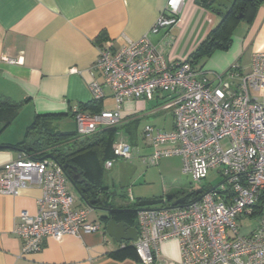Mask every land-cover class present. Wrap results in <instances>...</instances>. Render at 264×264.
<instances>
[{"label":"built area","instance_id":"built-area-1","mask_svg":"<svg viewBox=\"0 0 264 264\" xmlns=\"http://www.w3.org/2000/svg\"><path fill=\"white\" fill-rule=\"evenodd\" d=\"M186 1L168 0L140 39L127 38L119 48L99 46L89 89L93 100L112 96L116 108L92 114L75 107L76 131L85 137L100 124L116 126L126 100L165 95L162 108L173 109L174 128L146 125L145 137L159 147L142 160L150 165L179 156L183 173L200 183L194 189L202 190L182 206L165 202L137 210L139 235L133 246L140 262L155 264L160 243L174 238L181 264H264V215L248 234L241 233L239 224L251 216L264 193V100L255 95L264 91V51L252 54L247 69L237 61L212 78L191 60H168L164 45L172 43L169 34L180 22ZM160 34L163 44L151 38ZM112 148L114 157L134 156V146L126 140H116ZM44 152L23 151L0 168V193L17 195L27 186L42 190L37 212L22 211L14 228L22 254L40 251L46 237H81L101 228L88 220L91 207L75 206L62 165ZM112 165L113 160L106 161V167ZM210 170L223 178L215 186L203 185ZM129 196L133 200L131 191Z\"/></svg>","mask_w":264,"mask_h":264},{"label":"crops","instance_id":"crops-1","mask_svg":"<svg viewBox=\"0 0 264 264\" xmlns=\"http://www.w3.org/2000/svg\"><path fill=\"white\" fill-rule=\"evenodd\" d=\"M167 1L0 0V101H7L0 108V120H5L0 127V168L23 153L21 149L13 146L25 140L27 127L37 114L71 113L80 103L92 101L89 82L94 77L90 69L99 56V46L119 48L127 38L140 39L149 32ZM203 1H186L180 22L169 34L172 43L164 45L168 60L170 56L176 57V60L186 59L190 55L187 53L196 49L220 21V14L204 5ZM231 1L215 0L214 5L225 9L224 5H229ZM241 22L245 24V36L232 35L231 45L225 50L215 51L206 65L196 66L194 63V67L202 70L204 76L209 78L213 73L228 69L236 60L240 61L247 51L252 54L264 51V1L249 20ZM188 30L189 39L186 36ZM151 38L154 42L163 44L161 34ZM179 41L184 43L181 46L188 47L185 52H175L174 47L179 46ZM164 96L157 94L151 100H126L121 111L122 131L118 132L120 138L133 141V146H138L134 139L141 121L158 111H171L169 123L164 116V123L168 125L162 128L154 124L146 125L162 130L173 129V109L162 108ZM102 105L105 110L116 108L112 96L104 98ZM24 110L30 116L27 123L19 127L16 133H7L17 113ZM50 123L52 127L58 125L56 130L76 132L75 119L71 114L51 119ZM105 127L109 126H101L98 130ZM146 145L151 149L146 156L159 147L151 140ZM145 155L141 156L142 162ZM116 158L112 155L102 161L101 165L99 157H95L88 161L86 169L91 180L101 179L102 187L106 188L101 194L110 195L115 207H127L131 204L115 202L121 193L110 190L103 183L102 171L106 167V161L113 160V165L106 167L110 170L119 160ZM177 158L176 169L185 175L182 161L179 156ZM168 162H163L162 165L168 167L171 164ZM144 181L149 183L146 179ZM130 191L133 200L130 199ZM125 193V197L133 204L142 199L162 198L175 192L163 184L159 189L140 186L137 192L129 187ZM41 194L42 190L38 186L24 187L17 195L0 193V264H142L133 248L130 249L134 241L118 242L110 236L105 230L106 222L103 220V216L108 213L96 211L95 208H92L88 220L99 223L100 231L83 233L81 237L67 235L61 240L46 237L40 251L22 254V240L14 233V228L20 221L22 211L31 214L37 212V201ZM74 199L75 206L81 207L75 197ZM110 217L125 221L131 226L137 225V222L131 223L128 217L116 213L110 214ZM256 225V221L251 223L245 234L252 232ZM180 261L178 240L172 238L162 241L155 264H181Z\"/></svg>","mask_w":264,"mask_h":264},{"label":"trees","instance_id":"trees-1","mask_svg":"<svg viewBox=\"0 0 264 264\" xmlns=\"http://www.w3.org/2000/svg\"><path fill=\"white\" fill-rule=\"evenodd\" d=\"M210 1L212 3L210 4ZM264 0H232L229 5H224L225 9L221 8L220 5L215 6V0H204L203 4L208 8L216 11L220 14V21L218 24L208 33V35L200 42L197 48L190 53L186 58L191 60L193 63L198 62L204 56H210L217 50H225L232 43V29L235 28L239 22L249 20L258 10L259 6ZM7 101H0V108L4 107ZM79 110L87 111L92 114L99 113L103 109L102 100H92L87 103H80L78 105ZM73 117L75 112L71 111ZM65 114L56 115H41L37 114L33 122L27 127L26 138L21 143L13 146L16 149L32 155L39 151H45L42 155L52 154L56 161L61 164L76 165L81 169L83 175L87 178V183L79 184V188L83 190V195L86 198H95L106 190L101 185V179L91 180L88 169L89 160L99 157L100 162L105 161L108 157L114 155L112 145L115 142L118 132L121 130L119 126L105 127L98 130L96 133L79 137L76 132H63L56 130L52 127L50 120L56 117L64 116ZM42 129V136L38 142L32 147L30 145V139L36 134L37 130ZM133 142V141H132ZM130 141V143L132 144ZM133 146V144H132ZM102 172H100L101 176ZM202 189H194L191 186L190 190L184 191L179 195H186L191 197L196 195V192ZM188 194H191L189 196ZM178 195V194H177ZM137 202L131 203V205L125 207H118L116 214L126 216L129 218L131 223L137 222ZM264 213V193L261 198L254 206L251 217L263 216ZM116 219V218H114ZM136 253L133 247L130 249ZM138 257V255H137Z\"/></svg>","mask_w":264,"mask_h":264},{"label":"rangeland","instance_id":"rangeland-1","mask_svg":"<svg viewBox=\"0 0 264 264\" xmlns=\"http://www.w3.org/2000/svg\"><path fill=\"white\" fill-rule=\"evenodd\" d=\"M244 25H245L244 22H239V24L235 28L232 29L233 30L232 35L233 36H245L246 31H245ZM188 32L189 30L187 31L186 36H188ZM187 38L189 39V36ZM182 44L184 45V43L179 41V46L174 47L175 52L177 53L185 52L184 50H186L188 47L181 46ZM172 47L173 45H171V48ZM194 50L195 49L189 52L191 53ZM189 52L187 54H190ZM211 56L212 55L204 56L198 62H196L195 65L196 66L198 65L202 66L203 64L206 65L209 59L211 58ZM251 57H252V53L250 51H247L246 53L242 55V58L239 59L240 61L238 62L241 64V66L244 69H247L250 65ZM169 58L170 60H176L174 59L176 57L170 56ZM184 59H178V60H184ZM235 62H237V60ZM224 71H221L220 73ZM209 78H212V75H209ZM255 95L259 97L261 101L264 100V91L256 92ZM164 99L165 98H163L162 101ZM164 116H166V121H168L169 123L171 121V111H158L157 113L152 114L150 117H146L145 119L141 121L138 134L136 135L134 139L138 143V146L134 147V156L132 159L126 160V159L118 157L116 158V160L117 159L119 160L115 162V166L112 169L108 170L106 167H104V170L102 171L103 172V183L107 185L110 188V190L117 192L119 194L120 193L123 194V195L120 194V198L119 196H117L118 200L116 199L115 201L117 204L118 203L131 204L129 198H127V196L125 197L124 195L126 194L125 192L128 190L129 187L133 188L135 192H137L140 186H145V187L152 186L153 189H159L164 184V186H166L170 190H173V192L182 193L184 191L190 190L191 186L200 185V183H195L192 180L191 176L183 175L182 172L177 171L176 169V166H177L176 161L178 159L177 156L176 157L170 156V157L162 158L159 164L156 163V164L148 165L141 161V156L148 154L151 150L149 146L146 145L147 141H149L150 139L143 136L144 126L146 124H154L161 128L163 126H167L168 123H164V118H165ZM28 118H30V116L27 115L26 110H24L20 114L17 113L14 122L9 127V132L7 133H11V134L16 133L19 127L24 125V123H27ZM4 123H5V120H0V127H2ZM119 125L120 123L116 126H119ZM56 126L58 127V125H55L53 128L57 129ZM101 126H104V125L100 124L98 129ZM122 137L124 138V136ZM119 139L121 138L118 135L116 140H119ZM179 159L181 158L179 157ZM168 161L171 162V164L168 167L162 165L163 162L165 163ZM100 163L102 165V162ZM145 179L149 181L148 184L145 183L144 181ZM222 180H223L222 176H220V174L217 173L216 170H210L207 175V178L203 181V185L215 186ZM69 188H70L72 195L76 198L77 204L80 205L81 207H84L86 203L82 199V197L80 196L76 188L71 183H69ZM96 211L105 213L104 211L98 210V209H96ZM258 220H259V216H255L251 218H247V217L241 218L239 220L241 233L242 234L247 233L250 229V224L255 223V221L257 222Z\"/></svg>","mask_w":264,"mask_h":264},{"label":"water","instance_id":"water-1","mask_svg":"<svg viewBox=\"0 0 264 264\" xmlns=\"http://www.w3.org/2000/svg\"><path fill=\"white\" fill-rule=\"evenodd\" d=\"M42 136V129L39 128L36 134L30 139L31 147L40 140ZM45 157L51 158L56 161L52 154H47ZM69 182L76 188L82 199L85 201L86 205L91 208L102 210L107 212V215L103 216V220L106 222V232L114 237L118 242L122 241H136L139 235V226H131L125 221H117L110 217V214L117 212L119 209L113 205L112 197L110 195H97L95 198H86L83 195V190L79 188V184L87 183V178L83 175L81 169L76 165L65 164L62 165ZM201 193V190L196 192ZM176 193H168L162 198L153 199H142L137 201V209H141L146 206H154L168 202L170 207L174 208L177 206H182L185 204L186 195L176 198ZM191 196V194H188ZM176 198V199H175ZM200 198V197H197Z\"/></svg>","mask_w":264,"mask_h":264},{"label":"flooded vegetation","instance_id":"flooded-vegetation-1","mask_svg":"<svg viewBox=\"0 0 264 264\" xmlns=\"http://www.w3.org/2000/svg\"><path fill=\"white\" fill-rule=\"evenodd\" d=\"M181 196H182V195H179V194H178V195H176V198H179V197H181ZM176 198H175V199H176Z\"/></svg>","mask_w":264,"mask_h":264}]
</instances>
